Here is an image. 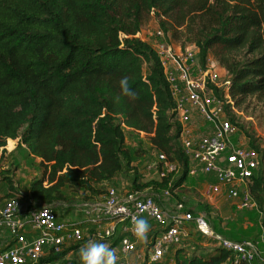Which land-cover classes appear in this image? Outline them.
Here are the masks:
<instances>
[{
    "label": "trees",
    "instance_id": "obj_1",
    "mask_svg": "<svg viewBox=\"0 0 264 264\" xmlns=\"http://www.w3.org/2000/svg\"><path fill=\"white\" fill-rule=\"evenodd\" d=\"M148 17L168 41L196 47L203 66L212 58L226 70L234 103L225 102V112L247 146L263 153L242 118L249 100L264 105V0H0V162L9 139L10 148L19 139L41 159L43 174L29 186L34 201L55 205L76 189L88 202L103 200L117 175L128 181V191L175 192L188 180L190 161L179 144L183 125L171 84L158 52L137 36ZM123 77L136 100L121 95ZM216 93L227 100L224 88ZM128 131L145 133L180 169L142 182L126 146ZM259 161L250 191L264 225L263 154ZM4 181L13 191L9 197H20L9 174ZM161 230L150 225L148 236ZM128 234L118 231L114 243ZM75 244L34 264L63 263ZM175 264L251 263L217 246L205 254L180 248Z\"/></svg>",
    "mask_w": 264,
    "mask_h": 264
},
{
    "label": "built area",
    "instance_id": "obj_2",
    "mask_svg": "<svg viewBox=\"0 0 264 264\" xmlns=\"http://www.w3.org/2000/svg\"><path fill=\"white\" fill-rule=\"evenodd\" d=\"M141 32L137 36L147 40L158 52L171 84L178 119L183 125L180 140L189 157V176L195 177L201 172L214 178L204 185V196L208 201L224 194L238 209L257 207L250 191V180L259 170V160L264 151L260 153L234 141L232 135L236 126L228 118L224 107L225 102L234 103L227 86L230 83L228 73L212 58L203 66L196 47L183 49L168 41L159 27L155 42L145 39ZM218 88H224L226 101L216 93ZM197 124L208 125L203 132L206 134L193 132ZM158 156L163 162L160 177L180 169L179 163L171 160L165 152H158ZM162 194L161 202L155 194L141 190L121 193L113 186L109 187L103 200L86 209L89 215H94L89 219L91 222L111 221L100 233L103 238L113 237L120 230L129 232L119 242L122 253L117 255V262L142 264L129 259L131 253L138 251V239L133 234V221L137 217L162 229L150 238L147 264L162 261L168 248L180 244L188 235L191 225L218 246L233 251L239 260L251 264L255 260L258 251L254 242L217 233L205 215L190 211L184 201L166 204L163 199L171 197V189H164ZM84 230L82 223L61 218L51 205L26 209L19 197L8 198L0 206V239L8 235L12 244L0 251V264H34L50 252L62 253L83 240ZM50 264L63 263L57 260Z\"/></svg>",
    "mask_w": 264,
    "mask_h": 264
},
{
    "label": "rangeland",
    "instance_id": "obj_3",
    "mask_svg": "<svg viewBox=\"0 0 264 264\" xmlns=\"http://www.w3.org/2000/svg\"><path fill=\"white\" fill-rule=\"evenodd\" d=\"M158 26V22L155 18L148 17L147 21L145 22V26L141 32L142 36L145 39H148L150 42L157 41L156 31ZM174 43H176V45L178 46H181L183 40L178 42L174 41ZM214 60L215 59H212L213 62ZM248 103L249 105L247 107V110H243L244 116L242 115V119L245 121L247 126H251L254 128L256 136L259 138V142L264 146V105L255 99L249 100ZM232 136H234V139H236L238 144H247V137L242 134V132H240L238 129H236L235 133H233ZM179 144L183 148L181 140H179ZM15 145L17 146V143H15ZM16 146L13 148L14 152L12 153H10L7 149L3 161L0 162V206H3L5 203V201L3 200L10 198L9 196L13 194V191L10 190L7 186V182L4 181V175L9 174L14 179L15 186H17L21 193H23L21 194L18 191L15 192L20 194L19 198L24 203V206H26V209H29L30 207H39L42 204L32 199L29 186L31 180L34 177H40L43 174L44 167L41 165V159L29 154L27 148H22L21 145L17 147ZM126 146L129 147L134 153V163L137 166L139 176L142 181H149L154 178H159V171L157 169V164L159 162L158 151L151 146L148 136L145 133L128 131ZM192 178V176H189L188 180L184 183V185H182L175 192L172 191L171 199L169 201H166V204H173L176 202V200L185 201L186 205L188 203H191L194 206H190V208L194 212L205 215L209 219L211 226L216 227V224L219 222V220H223V217L221 216L220 212H218V209L220 208L216 207L214 203L209 202L204 196V181L206 183L211 178L209 179L204 176L197 175L196 177H194V179ZM113 186L116 188L119 187L115 184H113L111 187ZM119 191L121 193L127 192V184L125 183L123 185V188H120ZM161 192H163V190ZM69 193L70 195L66 201H59L55 205H51L59 212V214H69L71 218H82L85 215L87 219H90L91 216H94L89 215L86 212V209L88 207V201L85 200L86 196H83V198L80 197V192L77 189L72 190ZM160 194L157 195V198L162 202V199H160ZM228 204H230V206L232 207L237 208V205L235 203L233 204L228 202ZM92 205L93 204H91V207ZM109 222L111 221H107L106 223ZM84 225L90 228L88 230H84V238L82 242H78L75 244L73 253L70 255L69 259L66 258L67 260L63 261V264H81L80 249L90 240L96 241L101 244H106L110 248L115 249L116 255H120L122 253L119 244L116 245V243H114L116 239L115 236L117 235L110 238H103L102 236H100V233H103L107 226H105L102 231L101 228L98 230V227L92 226L91 222H85ZM191 227L192 230L190 234L193 235L192 240H185L186 237H188L189 235L185 236L180 244L168 248V251L162 260L168 259L169 261L171 258H174L175 260L174 249L176 247L189 249V253H193L196 251L201 252L204 250L209 252L216 251L218 245H216L214 241L206 238L201 232L197 231L196 227H194L193 225L188 227V233ZM259 238L260 235H256L252 239V242H254V244L256 245L255 247H259L260 244H262ZM109 243H111V245ZM137 243L138 251L136 253H131L129 255V259L132 261L138 260L142 264L146 263L149 259L148 255L150 254V237L147 235L146 240H138ZM187 243H190L191 246L185 247ZM1 246L2 241H0V247ZM260 252L262 251L260 250L257 252L258 254L252 264H255L257 257L261 254ZM138 253L141 255L140 257H138ZM117 264H121V262H117Z\"/></svg>",
    "mask_w": 264,
    "mask_h": 264
},
{
    "label": "crops",
    "instance_id": "obj_4",
    "mask_svg": "<svg viewBox=\"0 0 264 264\" xmlns=\"http://www.w3.org/2000/svg\"><path fill=\"white\" fill-rule=\"evenodd\" d=\"M194 129L193 132L196 133H203L205 129L208 128V125H204V124H197L193 127ZM195 134V133H194ZM10 140V139H9ZM9 140H8V144H9ZM13 141H15V143H17V146H19L20 141L19 139H12ZM234 141L238 144V142L236 141V139H234ZM16 145L14 144L12 148L9 147V145H7V149L9 150L10 153L14 152V147ZM16 146V147H17ZM22 148H26V145L21 143ZM244 146H247V144H245ZM197 176H206L203 173H199V175ZM196 177V176H195ZM206 178H208L206 176ZM194 179V177L192 178ZM142 181V180H141ZM142 182H146V181H142ZM194 182V181H193ZM128 184V181H126V179L122 176V175H117L115 178L112 179L111 184H115L118 185L119 187H117L118 190H120V188H123L124 184ZM205 184V181H204ZM203 184V185H204ZM145 192L149 193V194H156V195H161V197H164L162 195L161 191H158L156 189H152L151 187H148L144 190ZM159 192V194H158ZM171 199L165 197L163 199V201L166 203V201H169ZM5 201V200H3ZM97 201H89L88 202V206H91V204H95ZM211 203H214V205L216 207H219L220 209H218V212H220L221 216L223 217V220L220 219L219 222L216 224V227H213L214 230L221 234V235H225L228 236L230 238L236 239V240H248V241H252V239L256 236V235H260L259 240H261L262 244H260V246L256 247L257 251H262L260 252V256L257 257L255 264H264V225H263V214L262 212L258 209L257 207H253L250 209H238L235 207L230 206V204H228V202L233 203V201H230L226 198V196L224 194L219 195L215 200L209 201ZM189 207L190 206H194L191 203L187 204ZM88 208V207H87ZM61 218L68 220V221H74V222H80L84 225L85 222H91L89 219H87V217H85V215L82 218H71V216L69 214H60ZM92 226L94 227H98V230L101 228L102 231L104 229L105 226L108 225V223H103V222H99V223H94L91 222ZM85 226V225H84ZM90 227L85 226V229L88 230ZM191 230L192 227L189 229V233H188V237H186L185 240H192L193 235H191ZM2 241V246L0 247L2 250L5 249L7 246H10L11 240L8 237V235H5L3 238H1ZM111 245V243H109ZM216 244V243H215ZM217 245V244H216ZM186 246H191L190 243H187L185 245ZM262 247V248H261ZM260 248V250H259ZM0 249V251H1ZM180 249L179 247H176L174 249V257H176V251ZM74 250H72L70 252V254L68 255V258L70 257V255L73 253ZM188 253H189V249H187ZM209 251H198V253H208ZM171 254V253H170ZM191 254V253H189ZM168 260V259H165ZM174 258L170 259L169 262L171 264H175L174 262Z\"/></svg>",
    "mask_w": 264,
    "mask_h": 264
},
{
    "label": "clouds",
    "instance_id": "obj_5",
    "mask_svg": "<svg viewBox=\"0 0 264 264\" xmlns=\"http://www.w3.org/2000/svg\"><path fill=\"white\" fill-rule=\"evenodd\" d=\"M121 95L136 100V92L129 86L128 77H123L119 81ZM119 99V97H117ZM150 229L148 221L143 218H135L133 221V234L140 241L147 239V233ZM81 264H117L116 250L106 244L96 241H89L80 249Z\"/></svg>",
    "mask_w": 264,
    "mask_h": 264
}]
</instances>
